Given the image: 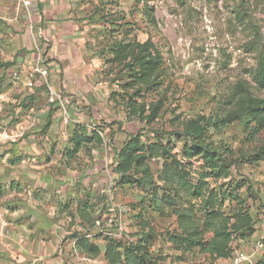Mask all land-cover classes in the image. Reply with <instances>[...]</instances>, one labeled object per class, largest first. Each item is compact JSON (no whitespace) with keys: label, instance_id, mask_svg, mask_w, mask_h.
Segmentation results:
<instances>
[{"label":"rangeland","instance_id":"obj_1","mask_svg":"<svg viewBox=\"0 0 264 264\" xmlns=\"http://www.w3.org/2000/svg\"><path fill=\"white\" fill-rule=\"evenodd\" d=\"M75 6L115 118L103 127L75 125L68 146L55 150L61 158L54 164L68 168L80 151L108 154L103 168L90 160L95 171L107 172L102 189L79 206L58 207L73 227L71 264H226L232 249L264 264V86L256 82L264 0H75ZM6 32L0 20V146L27 155L50 121L35 123V80L23 77L29 65L20 63L22 50L7 44ZM147 50L159 60L144 76L134 59ZM16 70L20 78L12 76ZM191 125L203 129L210 161L185 134ZM55 126L52 133H60ZM75 131L91 142L71 153ZM135 135L143 150L119 169V153ZM24 157V165L35 163Z\"/></svg>","mask_w":264,"mask_h":264},{"label":"crops","instance_id":"obj_2","mask_svg":"<svg viewBox=\"0 0 264 264\" xmlns=\"http://www.w3.org/2000/svg\"><path fill=\"white\" fill-rule=\"evenodd\" d=\"M26 1L0 0L7 44L22 50L24 68L41 61L48 69L47 84L62 100L50 102L43 80L35 81V123L50 121L47 135L35 138V152L27 154L35 163L24 165L27 155L0 146V264H71L73 240L68 235L73 227L58 207L64 202L79 206L88 192L102 189L107 172L100 171L101 161L108 154L80 151L68 168L54 164L61 158L56 151L68 146V132L75 125L103 127L102 121L115 118L108 101L111 90L100 79L101 62L88 48L89 29L75 0ZM58 122L60 133L53 134ZM12 159L16 162H7ZM80 159L84 163L78 166ZM90 160L100 162L97 171Z\"/></svg>","mask_w":264,"mask_h":264},{"label":"trees","instance_id":"obj_3","mask_svg":"<svg viewBox=\"0 0 264 264\" xmlns=\"http://www.w3.org/2000/svg\"><path fill=\"white\" fill-rule=\"evenodd\" d=\"M146 48V47H145ZM147 49V48H146ZM158 56H152L151 53H149V50H147V53L144 57H141L139 55L135 56L134 62L136 64V66L141 70V74L144 76H147L149 74H151L152 70L155 68V64H158ZM256 82L259 86H264V57H262L261 61H260V65L256 74ZM131 107V105H130ZM256 109V108H254ZM254 109L252 108L245 110L244 114H248L249 110L250 112H253ZM130 115H134V112L129 113ZM185 134H187V136H191L193 138V140L199 141V143H196V146L202 150L203 154L206 155L207 159L210 161V158L212 156H210L211 151H209L207 145H203V136H204V131L201 127L199 126H195V125H191L189 127H187V129L185 130ZM71 144H72V151L71 153H76L78 152V150L80 149L81 144H85V143H90L91 142V138L89 137H84L82 138L81 135H79L76 131L73 133L72 138L70 140ZM143 150V146L140 145V141H139V135H135L133 137H131V139L126 143V145L123 147V149L120 151L119 153V159H120V165H119V169H121L124 165V163L126 162V160L128 158H130L131 156H133L134 154L141 152ZM233 166H236V164L234 163ZM214 167V166H213ZM233 249L230 252V257L232 255ZM229 257V258H230Z\"/></svg>","mask_w":264,"mask_h":264},{"label":"built area","instance_id":"obj_4","mask_svg":"<svg viewBox=\"0 0 264 264\" xmlns=\"http://www.w3.org/2000/svg\"><path fill=\"white\" fill-rule=\"evenodd\" d=\"M23 5L27 4L26 0H19ZM12 76L14 78H20L21 75L19 72L13 71ZM47 76H48V69L41 63V61L37 62L35 65H31L24 73L23 77L28 81H37L38 79H42L44 85L48 89L49 93V101L50 102H60L62 98L54 92V90L47 84ZM255 251H260L263 248L261 241H257L255 243ZM254 253H249L243 249H233L232 255L229 258L226 264H255L253 261ZM79 260L83 263H87L88 259H80ZM90 262V261H89ZM93 264V263H92Z\"/></svg>","mask_w":264,"mask_h":264}]
</instances>
